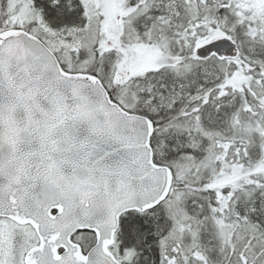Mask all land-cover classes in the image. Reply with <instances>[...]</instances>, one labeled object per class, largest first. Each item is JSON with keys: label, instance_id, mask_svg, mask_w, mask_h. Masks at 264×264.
Masks as SVG:
<instances>
[{"label": "snow or ice", "instance_id": "6c2138e0", "mask_svg": "<svg viewBox=\"0 0 264 264\" xmlns=\"http://www.w3.org/2000/svg\"><path fill=\"white\" fill-rule=\"evenodd\" d=\"M0 264H264V0H0Z\"/></svg>", "mask_w": 264, "mask_h": 264}]
</instances>
